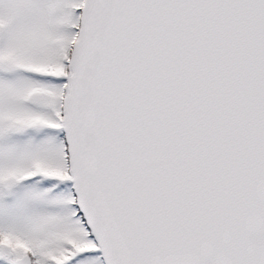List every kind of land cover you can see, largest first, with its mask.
I'll use <instances>...</instances> for the list:
<instances>
[{
  "label": "snow or ice",
  "instance_id": "6c2138e0",
  "mask_svg": "<svg viewBox=\"0 0 264 264\" xmlns=\"http://www.w3.org/2000/svg\"><path fill=\"white\" fill-rule=\"evenodd\" d=\"M0 264H264V0H0Z\"/></svg>",
  "mask_w": 264,
  "mask_h": 264
}]
</instances>
